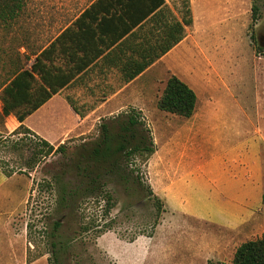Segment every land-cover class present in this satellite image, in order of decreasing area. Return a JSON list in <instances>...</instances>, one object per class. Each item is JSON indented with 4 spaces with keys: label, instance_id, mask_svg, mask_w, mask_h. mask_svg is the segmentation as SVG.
I'll list each match as a JSON object with an SVG mask.
<instances>
[{
    "label": "rangeland",
    "instance_id": "obj_1",
    "mask_svg": "<svg viewBox=\"0 0 264 264\" xmlns=\"http://www.w3.org/2000/svg\"><path fill=\"white\" fill-rule=\"evenodd\" d=\"M81 2L24 0L13 20L0 21V65L26 64V57L55 35L63 14ZM181 2L165 1L177 19L183 14ZM252 2L258 8L254 20ZM189 7L191 23L183 38L134 81L135 99L122 101L136 109L140 103L154 143V152L139 164L141 178L162 202L154 228L150 232L149 202H126L114 188L107 215H101L102 202L82 207L88 228L81 231L79 213L65 217L57 210L56 192L47 185L40 162L27 174L0 172V264H48L50 239L57 240L60 264H231L238 243L264 235V43L257 40L264 35V0H200ZM170 74L195 92L187 118L156 108ZM59 97L54 95L50 104L58 105ZM103 116L63 121L46 114L38 120L33 112L23 124L54 146L65 142L70 147L94 137ZM15 125L13 114L0 115V134ZM22 158L0 148V162L16 167ZM53 221L60 222L56 238L49 236ZM104 227L109 229L99 231Z\"/></svg>",
    "mask_w": 264,
    "mask_h": 264
},
{
    "label": "trees",
    "instance_id": "obj_2",
    "mask_svg": "<svg viewBox=\"0 0 264 264\" xmlns=\"http://www.w3.org/2000/svg\"><path fill=\"white\" fill-rule=\"evenodd\" d=\"M181 1L183 14L178 19L164 4V0H94L79 16L88 17V23H94L92 31L98 32L101 38L104 34L109 35L108 44L129 43L130 39L134 40L138 36L139 40L133 49L138 52L139 58L129 59L121 70L124 79L129 80L183 37L184 27L190 25L191 17L188 0ZM23 2L0 0V21L5 24L13 20L22 9ZM257 10L256 3L252 2L250 16L253 20ZM141 29L144 31L143 36L138 33ZM57 41L55 36L47 46L31 53L33 59L28 66L24 62H11L8 67L2 63L0 65V115L6 117L13 114L17 122L7 135L0 134V148L16 152L18 158L23 157L24 149L28 151V155L18 165L16 163V167L1 161L0 171L6 176L13 173L27 174L42 162L47 185L56 192L57 210L64 211L65 217L79 213L76 219L81 231L88 228L87 223L82 221V207L89 201L96 204L102 202L101 215H107L114 205L111 190L119 189L126 202L134 199L149 202L153 208L149 224L151 232L163 207L139 171V164H143L154 152V143L138 110L128 107L101 118L94 137L81 138L70 147L65 142L54 146L38 136L31 139L29 135L35 134L21 123L72 78L71 73L63 72L56 65ZM195 101L196 95L192 88L176 75L170 74L156 100V108L187 118L193 113ZM10 135L19 137L10 139ZM52 153H58L57 158L44 161ZM261 200H264V192ZM52 224L49 236L56 238L54 232L60 222L53 221ZM107 229L109 227L99 231ZM49 243L53 256L48 264H60L56 255L57 240L50 239ZM230 261L231 264H264V235L238 243ZM206 264L224 263L207 260Z\"/></svg>",
    "mask_w": 264,
    "mask_h": 264
},
{
    "label": "crops",
    "instance_id": "obj_3",
    "mask_svg": "<svg viewBox=\"0 0 264 264\" xmlns=\"http://www.w3.org/2000/svg\"><path fill=\"white\" fill-rule=\"evenodd\" d=\"M93 1L94 0H82L79 7L74 8L71 13L67 15L63 14V22L58 26L55 35L40 47V49L44 48L51 39L57 36L56 65L59 66L63 72L71 73L72 78L33 111L37 115L38 120L46 114L58 116L64 121L75 118L82 119L93 113H99L104 115L103 117H107L127 109L128 107L136 109L133 105L124 106L122 104V101L135 99V95L138 94V90L131 85L149 67L167 56L169 51L183 38L182 37L177 43L155 59L141 72L131 79L125 80L121 70L129 59L139 58L138 52L133 49L139 38L137 36L134 40L130 39L129 43L126 42L115 45L117 42L115 44H108L111 38L109 35L104 34L103 38H101L98 32H93V27L91 28V26H93L94 23L90 25L88 23V17L80 18L79 16L80 13ZM165 1L166 0H164V4ZM198 1L200 0H188V3ZM59 17H61V15ZM77 18L79 19L76 20ZM185 28L186 26L184 29ZM138 33L143 36V29L139 30ZM32 59L33 55H30L26 62V66H28ZM79 67L82 68L77 70ZM54 95L60 96L58 105L50 104ZM84 100L95 101L96 103L89 106L83 102ZM134 106L138 108L136 109L138 111L141 109L138 101H136ZM58 109L66 111L68 117H64L60 114ZM9 116L10 115L4 118ZM24 120L25 118L22 120V124L24 123ZM15 123L17 125L16 121ZM24 126L27 127L26 125ZM27 128L29 129V127ZM37 136L40 137L39 135ZM11 175L4 176L10 177ZM25 251H22L21 253H23V256L26 258Z\"/></svg>",
    "mask_w": 264,
    "mask_h": 264
},
{
    "label": "flooded vegetation",
    "instance_id": "obj_4",
    "mask_svg": "<svg viewBox=\"0 0 264 264\" xmlns=\"http://www.w3.org/2000/svg\"><path fill=\"white\" fill-rule=\"evenodd\" d=\"M257 40L259 41H261V43H264V35H258L257 36ZM263 40V41H262Z\"/></svg>",
    "mask_w": 264,
    "mask_h": 264
}]
</instances>
